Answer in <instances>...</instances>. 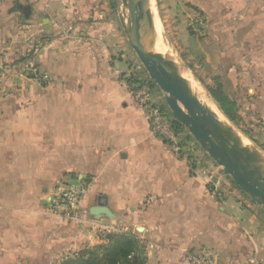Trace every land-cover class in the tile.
Returning <instances> with one entry per match:
<instances>
[{"label":"crops","instance_id":"obj_1","mask_svg":"<svg viewBox=\"0 0 264 264\" xmlns=\"http://www.w3.org/2000/svg\"><path fill=\"white\" fill-rule=\"evenodd\" d=\"M156 1L180 26L201 9L220 55L230 32L232 80L264 111V0ZM130 50L119 0H0V264H59L118 232L137 236L145 264L204 250L213 264H264V209L202 173L191 144L152 133L128 85ZM20 55L49 81L22 72ZM80 181V215L54 212L53 192Z\"/></svg>","mask_w":264,"mask_h":264},{"label":"water","instance_id":"obj_2","mask_svg":"<svg viewBox=\"0 0 264 264\" xmlns=\"http://www.w3.org/2000/svg\"><path fill=\"white\" fill-rule=\"evenodd\" d=\"M119 3L121 20L130 47L136 52L149 78L162 91L175 120L232 177L242 191L264 209V173L254 165L264 154L245 141L246 138L234 128L230 122L232 120L224 114L213 96L208 94L227 118L229 125L219 121L190 92L181 79V65L148 49L149 39L156 28L155 15L150 11V0H119ZM15 9L28 14L29 7L16 3ZM176 52L187 71L184 59L177 50ZM100 212L108 213V210L103 205L93 207L92 213Z\"/></svg>","mask_w":264,"mask_h":264},{"label":"rangeland","instance_id":"obj_3","mask_svg":"<svg viewBox=\"0 0 264 264\" xmlns=\"http://www.w3.org/2000/svg\"><path fill=\"white\" fill-rule=\"evenodd\" d=\"M152 3L156 16L158 17V24H160L158 27L161 28L160 30L158 28V31H160L159 33H161L160 38L158 39V46L161 50L158 49V53L170 58L171 60L174 59L175 55L176 59L180 61L181 59L176 53H174L173 50L176 49L180 53V50L182 49L183 52L187 54L188 48L190 54L193 55L192 62L188 63L185 61L184 63L192 77H194V79H196L201 84V86L210 96L212 95L209 89L212 88L222 91L223 94L229 96L231 99L237 102L236 120L230 121L231 124L241 133L244 138L248 140L249 143H251L256 149L260 150L264 154V111L257 112V110L253 108L251 97L247 95L246 90L240 89L241 87H236V81L232 80V76L230 74L231 62L229 57L230 32L228 31L223 35L225 47L223 46L222 53L220 55L218 53V48H212V45L210 46L211 43H216V33L214 30L211 31L208 29V27H206L207 19H205V13L202 12L201 9H196L198 15L195 14V18H193L192 21L190 20V22L188 21V25L180 26L181 19L179 16L173 18L170 17L169 20L165 22L159 13L157 1L152 0ZM184 3L188 7H192V5L189 2V4L185 2V0ZM226 14H230V12L226 11ZM192 38L197 40H195V42L191 41ZM183 42L189 46H184L185 44H183ZM203 47L206 51H202ZM190 48L192 49L190 50ZM130 53L133 58L131 66L136 71L131 69L132 71L130 72V77L128 79H131L132 82H136L138 78H144L146 80L150 79L143 64L132 48ZM181 54L182 53H180V55ZM21 58L22 57L20 55L17 60L18 63H21L20 65L22 72L28 71L29 68L32 67H37L39 71H41L40 67L35 61L27 60L24 62V59L27 57H23V59ZM2 66V68L0 67V73L4 72L6 69L5 64H2ZM41 72L44 73L43 71ZM29 77H33V75L29 74ZM48 81L49 79H47L46 82ZM151 81L155 84L153 80ZM129 84L130 83H128V85ZM156 87L154 88L153 99H155V101L160 105L164 103L166 104L162 91L157 85ZM158 98L160 100H158ZM181 133L182 146H190L191 144L192 153L195 154V156L197 155L196 157L202 159V164L197 162L198 167H201L202 169V173H207L208 176L218 178L222 182V186L232 187L235 190L238 189L242 191V189L237 185L232 177L224 172L223 168L209 156V154L185 128ZM192 161L196 162L198 160L193 156ZM215 178L212 180L214 181Z\"/></svg>","mask_w":264,"mask_h":264},{"label":"built area","instance_id":"obj_4","mask_svg":"<svg viewBox=\"0 0 264 264\" xmlns=\"http://www.w3.org/2000/svg\"><path fill=\"white\" fill-rule=\"evenodd\" d=\"M29 74L41 81H47L48 75L39 71L37 67L29 68ZM129 88L136 102L143 107L149 115L150 129L154 135L168 142L176 151L182 147V133L173 125L169 114L153 99L154 90L144 78L129 84ZM88 190L85 181L63 184L53 192L51 207L54 212L65 218H76L80 215L81 199ZM212 255L204 250L201 253H190L189 264H213Z\"/></svg>","mask_w":264,"mask_h":264},{"label":"trees","instance_id":"obj_5","mask_svg":"<svg viewBox=\"0 0 264 264\" xmlns=\"http://www.w3.org/2000/svg\"><path fill=\"white\" fill-rule=\"evenodd\" d=\"M131 80V79H130ZM152 89L156 85L147 79ZM157 88V87H156ZM211 95L218 103L224 114L232 121L236 120L237 104L229 96L216 89H209ZM172 119L176 130L183 132L184 127L175 120L167 105L161 104ZM166 108V109H165ZM168 108V110H167ZM182 144V140H181ZM146 256L143 246L136 235L127 232L110 233L107 235V243L88 248L78 256L68 257L59 264H145Z\"/></svg>","mask_w":264,"mask_h":264},{"label":"bare ground","instance_id":"obj_6","mask_svg":"<svg viewBox=\"0 0 264 264\" xmlns=\"http://www.w3.org/2000/svg\"><path fill=\"white\" fill-rule=\"evenodd\" d=\"M150 11L155 15V18H156V28H155V32L151 35V37L149 39L148 49L150 51H152V52L158 53V49H160L159 46H158V39L160 38V34H161V33H159L160 31H158V28H159L158 25L160 26V24H158L159 23L158 22V17L156 16V13H155V10H154V6H153V3H152V0H150ZM160 29L161 28H159V30ZM144 31H145V28H144ZM162 43H163V41H162ZM173 51H174V53H176L179 56V54L176 52V50H173ZM179 58H180V56H179ZM172 61L174 63L178 64V65H181V79H182L183 83L188 87V89L190 90V92L192 94H194L195 96H197L200 99V101L210 110V112L219 121H221V122L229 125L227 118L223 115V113L220 111V109L218 108V106L216 105V103L208 95L207 91H205V89L201 86V84L197 80L194 79V77H192V75L190 74V72L188 70L186 71L183 68V66H182V60L179 61L178 59H176V57L174 55V59ZM245 141L248 142L247 139H245ZM254 165H255V168L257 170H259L260 172H263L264 173V156H263L262 159L255 161Z\"/></svg>","mask_w":264,"mask_h":264}]
</instances>
